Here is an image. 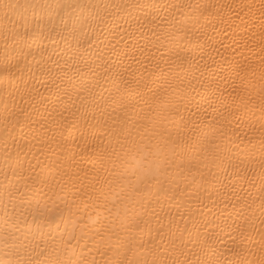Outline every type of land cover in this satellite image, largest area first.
I'll list each match as a JSON object with an SVG mask.
<instances>
[{
    "label": "bare ground",
    "instance_id": "bare-ground-1",
    "mask_svg": "<svg viewBox=\"0 0 264 264\" xmlns=\"http://www.w3.org/2000/svg\"><path fill=\"white\" fill-rule=\"evenodd\" d=\"M262 109L264 0H0V264H261Z\"/></svg>",
    "mask_w": 264,
    "mask_h": 264
},
{
    "label": "snow or ice",
    "instance_id": "snow-or-ice-1",
    "mask_svg": "<svg viewBox=\"0 0 264 264\" xmlns=\"http://www.w3.org/2000/svg\"><path fill=\"white\" fill-rule=\"evenodd\" d=\"M152 7L155 8V4L151 5H142V4H137L136 7ZM44 7H50L48 5H45ZM56 7H64L63 5H57ZM67 7L71 8L73 5H67ZM76 7H86V6H81V5H76ZM112 7L120 8L121 6L118 4L112 5ZM87 18H85V21ZM77 23H81L80 18H77L76 20L73 21V28L72 31L75 32L76 28L75 25ZM65 27H67V23H65ZM182 99H186V97H183ZM264 111V109H262ZM122 132L125 130L122 128ZM128 136L131 135L130 132L127 133ZM238 148V153H237V162L234 165L235 171L237 174L243 173V175H240V179H243L244 176L247 174V168H246V160L249 156L250 151L255 150V146H252V149H244L240 148L239 145L236 146ZM226 150L228 152L232 151V148L226 147ZM260 152H261V160H260V165L261 168L264 169V124H261V139H260ZM19 155V153H18ZM231 159V157H230ZM30 163V162H29ZM21 167H22V162H21ZM262 193H264V186L261 188ZM233 210H234V215L236 218L242 217L244 213L248 210V208L251 207V205H247V207H241L239 211H236V205H232ZM261 210L262 214H264V195L261 196ZM225 208H227V205H225ZM231 221V223H229ZM224 227L229 230V232H239L240 237L232 236L231 239L233 240L234 247L232 249V253L236 257H240L242 255V249L237 245V240H240V244L243 243V237H244V225L240 224L237 222V219L233 218V213H229L228 216L224 217ZM175 234L173 233V236ZM191 236V233L189 234ZM193 243L194 247L198 246L199 247V252H193L192 255L197 256L198 258L196 260L191 259V257L188 255L187 252H185V248H187V243H184L181 241L183 246L177 245L175 243V240L172 239L170 241V249H166V251L170 252V255L167 259H161L160 256L156 255V253H153V259L151 260L150 264H223L220 256L221 254H217L215 248H214V243L211 237H208L204 240H196V241H190ZM25 251H27L28 246H23ZM127 251H132L134 252V249L129 247ZM201 254L202 257L201 258ZM183 257V258H182ZM17 264H40L39 260H32L31 258L27 260H18ZM45 264H72L71 261L65 262L60 259H50L45 262ZM81 264H95V261L88 262V261H83ZM107 264V262H106ZM111 264H149V261L147 260H141V259H131L127 255L123 259H114L111 261ZM233 264H244L243 260H238L233 262ZM261 264H264V261L261 262Z\"/></svg>",
    "mask_w": 264,
    "mask_h": 264
}]
</instances>
